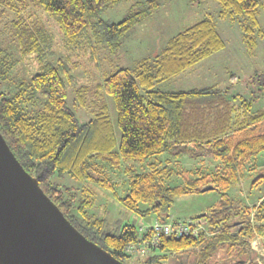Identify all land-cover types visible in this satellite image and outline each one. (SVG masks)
<instances>
[{"label": "trees", "instance_id": "obj_1", "mask_svg": "<svg viewBox=\"0 0 264 264\" xmlns=\"http://www.w3.org/2000/svg\"><path fill=\"white\" fill-rule=\"evenodd\" d=\"M120 1L0 0V133L72 226L119 262L215 264L223 253L224 264H253L251 240L255 235L264 237V199L250 209L233 200L229 191L241 184L245 164L264 152V108L254 112L253 99L231 97L228 90L217 87L169 93L155 89L224 50L213 16L178 33L155 59H145L134 70L105 72L101 83L90 86L77 85L72 55L55 60L54 34L38 19L27 17L31 8L44 11L56 21L70 54L89 53L96 61L103 51L108 57L117 53L123 37L161 8L159 0H147L133 5L121 22L105 21L101 15ZM216 1L222 20L240 23L244 44L253 54L258 35L264 37L258 20L263 0ZM21 59H33L37 72L9 91ZM255 76L264 91V73ZM69 86H75L72 107ZM107 96L116 107V128ZM79 109L91 112L89 122L78 119ZM167 153L194 161L208 155L221 166L212 176L198 172L196 180L185 178L184 185L169 188L165 182L177 172L155 162ZM96 161L113 169L129 166L124 171L129 175L127 195H118L103 168L94 166ZM138 163L147 164L148 171L138 174L134 169ZM67 177L82 191L59 184ZM88 184L112 191L137 216L154 214L160 222L171 219L176 200L201 194L213 184L220 199L203 218L211 235L164 237L154 256L130 257L126 247L144 237L133 224L113 229L105 218L90 215L96 199ZM140 203L149 208L143 210ZM190 250L194 253L189 255ZM184 255L187 259L177 262Z\"/></svg>", "mask_w": 264, "mask_h": 264}, {"label": "rangeland", "instance_id": "obj_2", "mask_svg": "<svg viewBox=\"0 0 264 264\" xmlns=\"http://www.w3.org/2000/svg\"><path fill=\"white\" fill-rule=\"evenodd\" d=\"M144 1L147 0H121L119 3L110 6L101 17L107 22L119 23L126 17L133 5ZM159 3H161V8L154 15L133 27L123 37L122 46L117 53L108 57L103 51L96 61L91 60L89 53L87 55L81 52L70 54L65 46L62 31L56 21L48 17L44 11L31 8L27 17L31 16L38 19L54 34L55 60L66 55H72V62L77 66L73 73L77 79V85L90 86L101 83L105 78V72L112 74V71L123 68L134 70L145 59H155L164 51L167 43L176 37L178 33L189 29V27L206 17L213 16L215 23H217L218 32L226 45L224 50L183 72L180 76L158 84L155 89L169 93L202 89L203 87H217L220 90H228L231 97L238 95L245 100L253 99L255 101L254 112L263 109L264 91L260 89L255 75L264 73V37L258 35V48L253 54H250L244 44V33H242L240 23L222 20L220 18V6L216 0H206L198 4H192L190 0H159ZM259 10L258 20L264 32V8L260 7ZM9 18H12V16L10 15ZM8 42L10 43V40ZM14 52L17 58L21 57L16 48H14ZM18 65V68L12 74L13 82L7 88L9 91H14L15 86L21 79L30 78L32 73L37 72L38 69V65L33 59H21ZM74 89L75 86L68 87V104L71 107L75 100ZM106 99L116 128L118 118L114 101L108 96ZM77 117L82 122H89L92 114L86 109H79ZM116 133L119 137V129H116ZM155 162H159L162 166H169L177 172L173 178L165 182L169 188L184 185L185 178L196 180L198 172L212 176L217 172L216 169L221 166L220 161H216L208 155L194 161L190 160L187 155L176 158L167 153ZM93 164L95 167L103 168L116 186V191L120 197L128 194L130 190L129 175L124 173L125 169L129 167L128 165L122 164L120 169H113L109 164L101 161L93 162ZM134 169L139 174L148 171V166L147 164L138 163L134 166ZM263 177L264 152L257 157H253L245 164L241 184L231 188L229 195L233 200H237L241 206L254 209L264 199V179H258ZM59 184L70 188L74 187L80 191L83 188L68 177L60 180ZM88 187H90L96 199L95 206L89 211L90 215L100 219L105 218L113 229L127 224H133L136 227H139L142 223L152 225L158 220L154 214L148 217H140L124 208L119 200L114 197L112 191L92 184H88ZM219 199L220 194L216 191L185 196L175 201L171 217L177 214L184 221L197 222L200 220L202 228L207 230L206 220L203 219L205 217L199 215L207 214L210 209L217 205ZM140 208L146 210L149 207L140 203ZM256 236L258 235H255L250 244L251 251L255 252L256 255L253 264H256L257 256L264 261V241H258ZM193 253V251H189V255ZM223 256V253L219 255L214 263L224 264L222 261ZM186 257L185 255L178 257L177 262L185 261ZM132 263V260L127 261V264ZM164 264L177 263H167L165 261Z\"/></svg>", "mask_w": 264, "mask_h": 264}, {"label": "water", "instance_id": "obj_3", "mask_svg": "<svg viewBox=\"0 0 264 264\" xmlns=\"http://www.w3.org/2000/svg\"><path fill=\"white\" fill-rule=\"evenodd\" d=\"M208 191L218 190L209 184ZM0 264H124L72 226L1 133Z\"/></svg>", "mask_w": 264, "mask_h": 264}, {"label": "built area", "instance_id": "obj_4", "mask_svg": "<svg viewBox=\"0 0 264 264\" xmlns=\"http://www.w3.org/2000/svg\"><path fill=\"white\" fill-rule=\"evenodd\" d=\"M138 230L144 239L140 243H131L125 249V254L133 257H150L158 253L161 248V239L164 237H190L198 238L202 232H206V237H210L211 234L207 233V230L202 228L200 220L194 222L190 221H167L157 222L152 225L142 223ZM258 241H264V237L256 236ZM256 264H264L261 257L257 256Z\"/></svg>", "mask_w": 264, "mask_h": 264}, {"label": "crops", "instance_id": "obj_5", "mask_svg": "<svg viewBox=\"0 0 264 264\" xmlns=\"http://www.w3.org/2000/svg\"><path fill=\"white\" fill-rule=\"evenodd\" d=\"M163 156H165V155H163ZM171 165H172V164H171ZM181 219H182V218H181V217H178L177 214H175V216L172 215V217H171V220L174 221V222H175V221H179V220H180V221H184V220H181Z\"/></svg>", "mask_w": 264, "mask_h": 264}]
</instances>
